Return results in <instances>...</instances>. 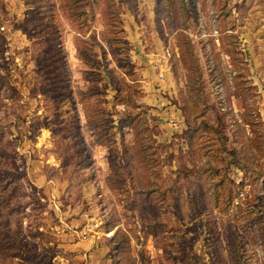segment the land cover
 I'll return each mask as SVG.
<instances>
[{"label": "rangeland", "instance_id": "rangeland-1", "mask_svg": "<svg viewBox=\"0 0 264 264\" xmlns=\"http://www.w3.org/2000/svg\"><path fill=\"white\" fill-rule=\"evenodd\" d=\"M263 174L264 0H0V264H264Z\"/></svg>", "mask_w": 264, "mask_h": 264}, {"label": "trees", "instance_id": "trees-1", "mask_svg": "<svg viewBox=\"0 0 264 264\" xmlns=\"http://www.w3.org/2000/svg\"><path fill=\"white\" fill-rule=\"evenodd\" d=\"M92 1V0H90ZM69 16H73V14H69ZM71 21L73 23H75L73 21V19H71ZM77 33L80 34L81 31L79 29V25L77 24ZM54 31V35H56L55 33L57 32L56 29L53 30ZM53 35V36H54ZM57 36V35H56ZM55 36V37H56ZM116 96H119L118 100L120 101H123V102H127L128 100H131V98L127 95H124V94H118ZM218 123L217 124H213L207 120H202L200 122V127L198 126H192L190 121L186 120V125L188 126V133H186V138H187V143H188V147L190 148V150H193L194 152H196L197 156L199 157L200 159V155L202 154L201 153V149H203L204 146H199L198 143H197V138H196V135H195V129H201V134L200 136L204 135V133L206 135H208L207 139H211V143L215 146V145H218V147L215 146V150L216 151H219L220 153H222L223 155H218L219 157V160H222V159H226L224 156L225 153H227L229 151V147H228V136L227 134L225 133V120L221 119V118H218ZM198 127V128H197ZM209 133V134H208ZM199 136V135H198ZM232 162V163H237L238 167L241 168L244 173H246L245 170L247 171H253L254 169L244 163H239V159L236 158V157H232V158H227L224 162V164H218L217 162L216 163H209V161L206 162V164L204 163H201V161L199 162H196L194 163L193 167L191 169H189V171H184V174L186 175L187 173H193V177H195L197 179V181L199 182L198 183V190H200V193L202 195V198L205 200H207L206 198L208 197L207 196V193L205 191V178H206V175H207V172H211V173H217L220 178L216 181V186H219L221 184V182H224L225 183V186L228 187V177L226 176L227 174V170L229 169V163ZM264 175V174H263ZM257 176H255L256 178ZM247 178V176L245 175L243 178H241L237 184L238 186H242L243 183H244V179ZM264 179V177H263ZM217 189V187H216ZM230 189V188H229ZM216 191V190H215ZM216 194H214L213 196V200H214V204H217L218 203V194L217 192H215ZM230 190L227 192V202H230ZM226 204V202H225ZM264 209L261 208V215H264ZM264 243V239L262 240V244ZM119 246L117 244H115L113 247H110L109 251L112 252V255L115 254V252L112 250V248H118ZM115 263L117 261H114Z\"/></svg>", "mask_w": 264, "mask_h": 264}, {"label": "crops", "instance_id": "crops-1", "mask_svg": "<svg viewBox=\"0 0 264 264\" xmlns=\"http://www.w3.org/2000/svg\"><path fill=\"white\" fill-rule=\"evenodd\" d=\"M74 238V241L66 246L74 259H85L88 264H110L108 247L96 239L79 238L77 234Z\"/></svg>", "mask_w": 264, "mask_h": 264}, {"label": "built area", "instance_id": "built-area-1", "mask_svg": "<svg viewBox=\"0 0 264 264\" xmlns=\"http://www.w3.org/2000/svg\"><path fill=\"white\" fill-rule=\"evenodd\" d=\"M89 230V228L85 229V227L81 228L79 233H81V237H85V235L87 234V231Z\"/></svg>", "mask_w": 264, "mask_h": 264}]
</instances>
